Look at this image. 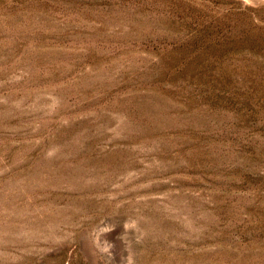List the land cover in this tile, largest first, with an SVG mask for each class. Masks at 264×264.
Returning a JSON list of instances; mask_svg holds the SVG:
<instances>
[{"label":"rangeland","instance_id":"374dc122","mask_svg":"<svg viewBox=\"0 0 264 264\" xmlns=\"http://www.w3.org/2000/svg\"><path fill=\"white\" fill-rule=\"evenodd\" d=\"M0 264H264V0H0Z\"/></svg>","mask_w":264,"mask_h":264}]
</instances>
